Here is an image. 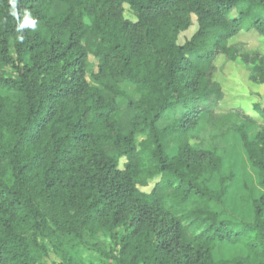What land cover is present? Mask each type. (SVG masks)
<instances>
[{
    "label": "trees",
    "instance_id": "obj_1",
    "mask_svg": "<svg viewBox=\"0 0 264 264\" xmlns=\"http://www.w3.org/2000/svg\"><path fill=\"white\" fill-rule=\"evenodd\" d=\"M10 7L0 0V264H76L81 246L112 264H264V107L263 122L218 112L214 77L224 56L264 84V52L231 43L264 37V0H18L37 22L19 32ZM231 135L256 184L225 216L239 192L223 173Z\"/></svg>",
    "mask_w": 264,
    "mask_h": 264
},
{
    "label": "rangeland",
    "instance_id": "obj_2",
    "mask_svg": "<svg viewBox=\"0 0 264 264\" xmlns=\"http://www.w3.org/2000/svg\"><path fill=\"white\" fill-rule=\"evenodd\" d=\"M125 16L131 20H136V16L129 5H125ZM234 14L236 12L234 11ZM198 24L196 17L194 16V24L185 32H182L179 38V43H184L187 39L191 38L197 31ZM244 42L246 48L255 50L261 49L264 52V37H261L256 30L241 31L237 36L232 38L231 43ZM225 57L219 56L216 60L218 70L215 73V79L222 85L225 93L224 99L220 102L217 109L218 112H227L232 108H241L248 114L257 118L260 122H263L260 114L258 113L255 105L260 104L264 107V84H257L249 79V71L241 61L229 62L224 64ZM90 65L94 71L98 70V59L93 55L90 56ZM91 80V78L89 77ZM127 89L132 90L127 86ZM206 134V133H205ZM208 137V134H207ZM142 136L139 137L141 139ZM209 138V137H208ZM194 142V141H193ZM224 144L226 145V152L224 154L223 173L230 170L235 171V182L232 185L233 190L239 191L238 194H233L224 205L217 206V209L221 211L225 216L233 214V208L237 204V200L241 198H250L252 191L249 188H245V185L256 184V173L246 162L245 155L241 148L239 137L231 135L224 137ZM126 158L121 160V167L124 166ZM158 181L155 179L151 181L149 186L141 187L142 190L149 192L154 184ZM230 247H223L220 249L219 255H225L230 253ZM51 261H60L61 258L53 251L51 246L50 252ZM76 264H112L102 257L91 246H81L76 252Z\"/></svg>",
    "mask_w": 264,
    "mask_h": 264
},
{
    "label": "clouds",
    "instance_id": "obj_3",
    "mask_svg": "<svg viewBox=\"0 0 264 264\" xmlns=\"http://www.w3.org/2000/svg\"><path fill=\"white\" fill-rule=\"evenodd\" d=\"M17 2L18 0H9L10 10L9 14L12 17H15L18 21L17 31H22L25 28H31L35 30L36 28V19L31 16V13L27 10L24 11L23 19H20V14L17 11ZM19 39H23V36H20Z\"/></svg>",
    "mask_w": 264,
    "mask_h": 264
}]
</instances>
